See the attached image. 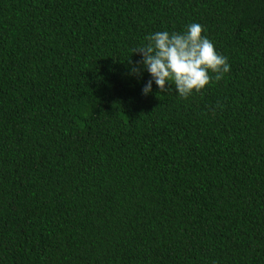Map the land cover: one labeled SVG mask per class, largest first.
Masks as SVG:
<instances>
[{
	"label": "trees",
	"instance_id": "16d2710c",
	"mask_svg": "<svg viewBox=\"0 0 264 264\" xmlns=\"http://www.w3.org/2000/svg\"><path fill=\"white\" fill-rule=\"evenodd\" d=\"M193 22L230 71L143 95ZM0 264H264V0H0Z\"/></svg>",
	"mask_w": 264,
	"mask_h": 264
},
{
	"label": "clouds",
	"instance_id": "9594fccd",
	"mask_svg": "<svg viewBox=\"0 0 264 264\" xmlns=\"http://www.w3.org/2000/svg\"><path fill=\"white\" fill-rule=\"evenodd\" d=\"M202 31V26L193 22L182 32L150 33L132 51L141 60L130 68V74L140 76L146 71L150 76L141 90L143 95L152 93L153 84L161 92L168 91L166 85H173L176 95L188 98L205 89L213 77L219 81L230 71L227 57L216 50Z\"/></svg>",
	"mask_w": 264,
	"mask_h": 264
}]
</instances>
